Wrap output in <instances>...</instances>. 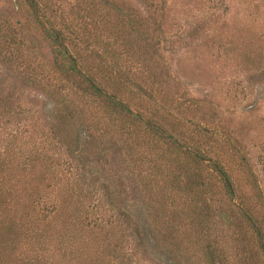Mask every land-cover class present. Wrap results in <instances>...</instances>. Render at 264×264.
<instances>
[{"label":"trees","instance_id":"trees-1","mask_svg":"<svg viewBox=\"0 0 264 264\" xmlns=\"http://www.w3.org/2000/svg\"><path fill=\"white\" fill-rule=\"evenodd\" d=\"M14 5L19 17L5 35L24 79L70 103L64 124L75 108L84 109L87 140L99 128L101 136L115 133L122 143H135L128 157L143 183L140 201L153 238L189 264H264V193L245 157L207 141L215 134L210 129L174 114L166 107L173 101L156 89L137 93L122 75L124 54L135 50L133 15L107 19L92 5L83 7L91 21L72 26L48 17L39 0ZM103 32L113 38L106 42ZM28 36L46 43L48 62L28 51ZM38 116L14 122L0 137V264H144L122 220L63 158L67 134ZM237 175L248 183L244 197L236 193ZM232 217L237 220L228 222Z\"/></svg>","mask_w":264,"mask_h":264},{"label":"rangeland","instance_id":"rangeland-1","mask_svg":"<svg viewBox=\"0 0 264 264\" xmlns=\"http://www.w3.org/2000/svg\"><path fill=\"white\" fill-rule=\"evenodd\" d=\"M13 1L18 0H0V137L13 129L14 122L36 119L38 114L51 121L59 133L67 134L61 147L63 158L122 220L137 257L144 264H189L183 254L168 251L146 229L148 215L140 201L143 183L137 180V169L128 157V147L135 143H122L125 141L115 133L101 136L99 128L87 140L86 111L75 108L74 119L64 124L67 110L63 108L70 103L48 94L19 72L21 61L13 59V42L5 35L19 17ZM39 1L48 17L57 23L70 21L72 26L91 21L92 13L83 7L92 5L107 19L131 13L137 23L135 50L132 56L124 54L120 66L130 87L137 93L149 87L153 93L160 91L173 101L166 107L174 114L210 129L215 134L207 141L217 140L219 146H229L237 158L245 157L264 193V0ZM103 33L106 42L113 38ZM25 45L41 61L50 60L48 46L39 38L28 36ZM95 49L101 52V48ZM150 163L151 157L150 162L146 158L143 166L148 169ZM239 177L234 179L238 198L248 194V183L239 182ZM247 199L250 202L252 197ZM225 206L221 197L220 209ZM233 219L237 220L232 217L228 222Z\"/></svg>","mask_w":264,"mask_h":264}]
</instances>
